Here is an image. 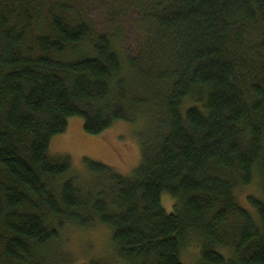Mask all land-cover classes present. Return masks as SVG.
Wrapping results in <instances>:
<instances>
[{"label":"trees","instance_id":"1","mask_svg":"<svg viewBox=\"0 0 264 264\" xmlns=\"http://www.w3.org/2000/svg\"><path fill=\"white\" fill-rule=\"evenodd\" d=\"M90 1L0 0V264H49L95 223L123 264H186L191 241L198 264H264V0H129L144 35L124 59ZM72 116L90 134L146 119L138 165L85 158L82 186L49 153Z\"/></svg>","mask_w":264,"mask_h":264},{"label":"rangeland","instance_id":"2","mask_svg":"<svg viewBox=\"0 0 264 264\" xmlns=\"http://www.w3.org/2000/svg\"><path fill=\"white\" fill-rule=\"evenodd\" d=\"M87 13L97 25V29L117 33L119 54L124 59V50L134 48L144 31L139 24V14L132 10L129 0H91ZM115 41L114 45H118ZM149 120V119H148ZM146 119L134 122L115 121L109 128L98 134L87 133L83 119L72 116L67 129L52 137L49 144L50 155H67L72 164V173L81 178L82 186L91 180L84 159H92L114 167L123 174H130L141 159L140 136L146 130ZM240 201L249 207L246 197L259 196L260 188L255 177L251 184L236 190ZM162 194L161 203L167 211L172 210L173 200ZM112 230L95 223L89 227L68 225L62 230L58 240L49 249V264H123L115 255L111 244ZM186 264H198L200 247L191 241L181 254Z\"/></svg>","mask_w":264,"mask_h":264}]
</instances>
